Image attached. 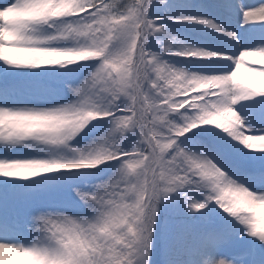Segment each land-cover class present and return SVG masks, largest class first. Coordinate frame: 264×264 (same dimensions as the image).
Listing matches in <instances>:
<instances>
[{"label": "snow or ice", "instance_id": "obj_1", "mask_svg": "<svg viewBox=\"0 0 264 264\" xmlns=\"http://www.w3.org/2000/svg\"><path fill=\"white\" fill-rule=\"evenodd\" d=\"M255 56L264 0H0V264H264Z\"/></svg>", "mask_w": 264, "mask_h": 264}, {"label": "bare ground", "instance_id": "obj_2", "mask_svg": "<svg viewBox=\"0 0 264 264\" xmlns=\"http://www.w3.org/2000/svg\"><path fill=\"white\" fill-rule=\"evenodd\" d=\"M249 2H253V0H249ZM249 64H257L258 66H264V61H262L261 58L258 56L246 58L245 64L241 66L238 79L250 78L251 74L247 71V66Z\"/></svg>", "mask_w": 264, "mask_h": 264}]
</instances>
